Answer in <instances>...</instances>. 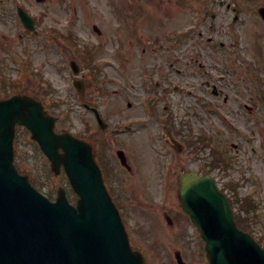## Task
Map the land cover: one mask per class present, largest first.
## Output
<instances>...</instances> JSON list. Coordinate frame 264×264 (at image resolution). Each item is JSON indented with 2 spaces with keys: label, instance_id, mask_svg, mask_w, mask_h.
Masks as SVG:
<instances>
[{
  "label": "rangeland",
  "instance_id": "1",
  "mask_svg": "<svg viewBox=\"0 0 264 264\" xmlns=\"http://www.w3.org/2000/svg\"><path fill=\"white\" fill-rule=\"evenodd\" d=\"M209 1L0 0V99L35 96L58 117V132L67 129L93 142L96 155L102 150L111 159L114 200L145 264H178L177 252L185 264H208L205 243L177 198L178 175L200 167L195 150L182 140L185 122L212 139L211 150L203 151L208 162L213 151L227 157L223 172L215 168L214 175L240 198L239 207H247L244 222L264 246V22L258 15L264 0H226L228 15ZM18 6L35 19L37 34L26 33ZM187 25L195 30L185 33ZM71 60L81 67L77 76ZM75 78L84 81L85 94L74 88ZM156 96L162 102L152 121L143 108ZM88 104L102 112L108 130L85 110ZM166 105L173 116L163 136L158 121ZM130 120L137 121L134 132L115 131H124ZM174 123L183 145L178 152L169 141ZM16 138L22 173L35 175L38 190L52 200L62 186L74 202L65 174L52 173L29 132L21 128ZM163 138L176 164L167 206L163 159L154 153L155 139L165 143ZM118 150L131 171L120 165Z\"/></svg>",
  "mask_w": 264,
  "mask_h": 264
},
{
  "label": "water",
  "instance_id": "2",
  "mask_svg": "<svg viewBox=\"0 0 264 264\" xmlns=\"http://www.w3.org/2000/svg\"><path fill=\"white\" fill-rule=\"evenodd\" d=\"M19 14L34 30L33 19L22 9ZM260 14L264 17V8ZM72 67L79 71L76 64ZM76 87L83 89L80 81ZM97 117L106 128L98 113ZM55 121L41 103L27 96L0 102V264H144L140 251L133 252L129 245L91 146L68 131L56 133ZM16 125L31 131L52 161V170L59 173L64 166L80 197L77 207L68 203L63 189L52 203L27 176L19 175L13 163ZM180 187L182 207L207 242L210 264H264V250L236 228L227 199L210 177L181 174Z\"/></svg>",
  "mask_w": 264,
  "mask_h": 264
},
{
  "label": "trees",
  "instance_id": "3",
  "mask_svg": "<svg viewBox=\"0 0 264 264\" xmlns=\"http://www.w3.org/2000/svg\"><path fill=\"white\" fill-rule=\"evenodd\" d=\"M242 222H243V221H242ZM242 222H241V220L238 221V225H239L241 228L247 230V229H246V225H245V223L243 224Z\"/></svg>",
  "mask_w": 264,
  "mask_h": 264
},
{
  "label": "flooded vegetation",
  "instance_id": "4",
  "mask_svg": "<svg viewBox=\"0 0 264 264\" xmlns=\"http://www.w3.org/2000/svg\"><path fill=\"white\" fill-rule=\"evenodd\" d=\"M222 5V4H221ZM223 5H226V4H223ZM231 5H228V7H230ZM217 92V91H216ZM214 95H217V94H214ZM226 101H227V98H226ZM166 109H167V107H166Z\"/></svg>",
  "mask_w": 264,
  "mask_h": 264
}]
</instances>
